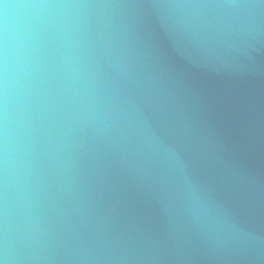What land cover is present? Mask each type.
<instances>
[{
	"label": "water",
	"instance_id": "obj_1",
	"mask_svg": "<svg viewBox=\"0 0 264 264\" xmlns=\"http://www.w3.org/2000/svg\"><path fill=\"white\" fill-rule=\"evenodd\" d=\"M0 264H264V0H0Z\"/></svg>",
	"mask_w": 264,
	"mask_h": 264
}]
</instances>
